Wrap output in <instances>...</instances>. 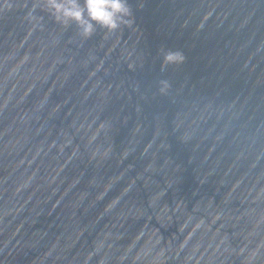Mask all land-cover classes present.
Masks as SVG:
<instances>
[{"label": "water", "instance_id": "obj_1", "mask_svg": "<svg viewBox=\"0 0 264 264\" xmlns=\"http://www.w3.org/2000/svg\"><path fill=\"white\" fill-rule=\"evenodd\" d=\"M34 3L0 0V264H264V0L86 39Z\"/></svg>", "mask_w": 264, "mask_h": 264}, {"label": "clouds", "instance_id": "obj_2", "mask_svg": "<svg viewBox=\"0 0 264 264\" xmlns=\"http://www.w3.org/2000/svg\"><path fill=\"white\" fill-rule=\"evenodd\" d=\"M41 7L48 10L55 16L57 22L65 27L74 21L80 27L81 35L85 39L93 35L97 24L107 29L109 33L118 31L122 24L131 25V20L125 19L131 15L127 0H36L29 15ZM185 59L181 52L168 51L163 54V66L182 65ZM160 83L162 93L171 86L167 80H162ZM104 127L105 125L101 123L100 129Z\"/></svg>", "mask_w": 264, "mask_h": 264}]
</instances>
